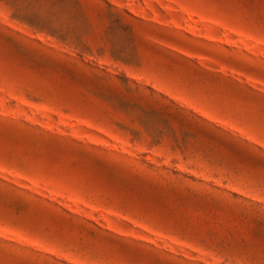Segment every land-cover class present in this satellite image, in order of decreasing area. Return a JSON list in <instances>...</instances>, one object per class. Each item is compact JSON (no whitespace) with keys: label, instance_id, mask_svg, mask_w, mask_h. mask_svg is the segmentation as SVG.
<instances>
[{"label":"rangeland","instance_id":"374dc122","mask_svg":"<svg viewBox=\"0 0 264 264\" xmlns=\"http://www.w3.org/2000/svg\"><path fill=\"white\" fill-rule=\"evenodd\" d=\"M0 264H264V0H0Z\"/></svg>","mask_w":264,"mask_h":264}]
</instances>
